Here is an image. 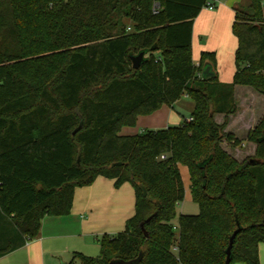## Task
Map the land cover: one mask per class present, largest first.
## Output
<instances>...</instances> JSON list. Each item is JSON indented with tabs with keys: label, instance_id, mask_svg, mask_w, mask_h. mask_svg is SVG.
Masks as SVG:
<instances>
[{
	"label": "trees",
	"instance_id": "1",
	"mask_svg": "<svg viewBox=\"0 0 264 264\" xmlns=\"http://www.w3.org/2000/svg\"><path fill=\"white\" fill-rule=\"evenodd\" d=\"M207 0H0V213L27 240L44 217H67L77 188L98 177L128 183L135 214L101 256L68 264H259L264 244V114L249 132L255 153L222 146L237 112L235 87L264 96L263 0L235 10L236 72L203 80L215 54L192 59L195 19ZM158 7V13L154 12ZM130 28V31H128ZM145 52L133 69L131 56ZM216 73V72H215ZM187 96L191 122L121 136L139 116ZM215 115H224L223 123ZM164 156V159L162 158ZM187 167L196 215H180ZM176 249V251H175ZM14 247L0 248V257Z\"/></svg>",
	"mask_w": 264,
	"mask_h": 264
},
{
	"label": "crops",
	"instance_id": "2",
	"mask_svg": "<svg viewBox=\"0 0 264 264\" xmlns=\"http://www.w3.org/2000/svg\"><path fill=\"white\" fill-rule=\"evenodd\" d=\"M246 3V0H220V4L214 11L204 8L194 21L193 63L195 66L200 65L203 52L214 53L215 72L218 81L222 84H230L236 72L235 53L238 41L232 27L235 21V10ZM235 98L237 112L229 117L226 132L233 134L242 143L239 147L229 145L228 148H223L238 161H242L255 153L256 145L248 142L247 136L264 114V96L249 87L236 86ZM181 100H189V98L185 96ZM181 100L173 106L163 105L149 116H139L134 127L122 128L119 135L133 136L147 130L156 131L182 125L179 121L180 113L176 109L178 104L180 106L184 104ZM256 104L261 108L259 106L258 108ZM259 109L261 112L258 120L251 124L254 120L251 116L254 117ZM215 120L223 123L224 115H215ZM181 167L179 168L182 176L183 168ZM134 214L135 193L132 186L126 183L116 188L114 180L98 177L92 185L75 190L69 216L44 217L39 235L33 240H27L25 236L17 232L10 224L11 220L4 221L0 213V248L14 247L13 251L0 257V261L13 258L16 261L34 264L36 260L39 262L44 257L46 251L64 243L63 251H61L64 254L58 257L54 255L51 263L66 264L64 263L65 253L69 254L71 250L68 246L69 242H73L79 251L82 250L79 246L82 241L84 244L87 241L94 243L93 241L97 242L105 235L116 236L124 231L126 222ZM259 264H264V244L259 245Z\"/></svg>",
	"mask_w": 264,
	"mask_h": 264
},
{
	"label": "rangeland",
	"instance_id": "3",
	"mask_svg": "<svg viewBox=\"0 0 264 264\" xmlns=\"http://www.w3.org/2000/svg\"><path fill=\"white\" fill-rule=\"evenodd\" d=\"M246 2H248V0H246ZM212 11H214V10H212ZM263 16H264V0H263ZM181 101H184V104H182L181 106L178 104L176 109L180 113V115H179L180 120L179 121L181 123H183L185 121V119H187V120L190 119V117L192 115L191 112L193 111V102L190 99L189 100H181ZM256 106H257V104H256ZM258 106L260 107V105H258ZM260 112H261V110L259 109L258 112H256L254 114V117H253V115L251 116L252 117L251 119H254V120H252L251 124H254L255 121L258 120ZM229 145L230 144L227 141L222 142V146L224 148H228ZM181 168H183L182 169V181H183V184L185 187L186 194H185L184 201L177 206V214H176V217H175L174 222H173L176 229L178 228L180 215H196L199 213L198 205L193 202L192 197L190 196V188H189L190 187V181H189L188 169L185 166H182ZM100 240H101V238H100ZM99 241H97V242L93 241L94 243L87 241L85 244L82 241L79 245L82 250H79V251L76 249L75 244L73 242H69L68 246L71 248V250H69V254L67 251H65L67 253H65L66 260L64 263H66V264L70 263L71 261L74 260V257L76 255H83V256L92 257V258H99L101 256V247H100L101 241L100 242ZM63 244H59V246L52 247L50 250L46 251L44 253V257L41 258L39 260V262H37V260H36V262L34 264H36V263L37 264H52L51 260H52V257L54 255L56 257H58V256H62V254H64L61 252V251H63V247H64ZM0 264H28V263L22 262V261L21 262L16 261V259H13V258L12 259L5 258L2 261H0ZM75 264H81V263L78 261V259H76Z\"/></svg>",
	"mask_w": 264,
	"mask_h": 264
},
{
	"label": "water",
	"instance_id": "4",
	"mask_svg": "<svg viewBox=\"0 0 264 264\" xmlns=\"http://www.w3.org/2000/svg\"><path fill=\"white\" fill-rule=\"evenodd\" d=\"M145 55H146L145 52H140L139 54L130 57L133 69H136V70L140 69V67L145 62ZM215 76H216V73L214 71L213 65L210 62H206L202 67L201 78L203 80H208V79L215 78ZM238 231L239 230H237L230 238L229 246L226 250L225 264H231L232 248H233L234 240H235V237H236ZM109 264H135V263L134 262H125V261L119 260V261H112Z\"/></svg>",
	"mask_w": 264,
	"mask_h": 264
},
{
	"label": "built area",
	"instance_id": "5",
	"mask_svg": "<svg viewBox=\"0 0 264 264\" xmlns=\"http://www.w3.org/2000/svg\"><path fill=\"white\" fill-rule=\"evenodd\" d=\"M218 4H220V0H207V5H206L205 9H208V10H211V11L212 10H215L216 9V6ZM154 12L155 13H158L159 12L158 11V7H155ZM128 31H130V28H128ZM192 120L193 119L190 118V119L187 120V122H191ZM162 158L164 159V156H162ZM175 251H176V249H175Z\"/></svg>",
	"mask_w": 264,
	"mask_h": 264
}]
</instances>
